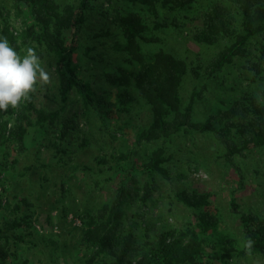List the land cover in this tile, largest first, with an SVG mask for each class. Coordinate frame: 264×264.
Segmentation results:
<instances>
[{
  "label": "rangeland",
  "instance_id": "1",
  "mask_svg": "<svg viewBox=\"0 0 264 264\" xmlns=\"http://www.w3.org/2000/svg\"><path fill=\"white\" fill-rule=\"evenodd\" d=\"M211 1L196 0L185 11L162 9L163 17L171 20L177 16L188 25L152 30L146 36L157 41H143V50L146 53L163 50L195 64L207 63L224 43L213 46L198 43L192 37L193 21L184 20L183 16H196ZM0 9V31L7 21L10 31L17 35L30 20L25 14H18L13 0H0ZM116 10L149 16L146 6L130 0H93L76 36L71 30L65 32L67 41L75 46L73 58L82 76L92 84L98 98L109 104L101 101L95 107L76 89L63 103L57 55L42 50L41 62L50 73L51 82L44 86L37 84L35 103L47 111H60L62 120L30 128L23 151L15 144L0 150V159L7 157L9 164L2 174L5 196L20 205L15 214L33 216L34 226L32 232H26L27 242L15 245L8 264H87L91 254L83 242L87 223L103 204L113 200L122 181L137 178L141 186L151 181L145 164L160 147L165 148L168 159L163 164L166 173L156 172L153 176L157 183L155 204L151 209L141 202L130 205L125 218L126 233L138 221L134 233L138 242L145 245V241L155 240L164 230L195 227L197 213L204 210L218 218L211 242L217 236L230 240L232 257L224 256L227 264H264V254L245 252L243 242L247 238L242 226L244 213L253 212L264 220V146L251 147L243 155H236L232 165L226 159L224 145L212 132L187 128L167 140L138 144L137 134L151 118L150 106L134 86L130 88L134 101L120 102L121 88L108 81V75H120L122 68L127 72L139 69L116 47L117 43H125L121 29L113 22ZM261 44L264 38L253 39L248 55L237 57L234 64L215 78H195L192 73L185 77L181 86L183 105L190 101L194 91L201 92L194 107V122L228 109L245 94L264 101V64L258 74L250 68L260 54ZM63 120L69 121L72 128L65 140L60 139ZM181 191L207 195L208 205L201 209L185 206L177 197ZM145 224L150 226L149 231ZM210 246L203 262L222 264L220 259H211L214 253ZM94 264H110V260L100 256Z\"/></svg>",
  "mask_w": 264,
  "mask_h": 264
},
{
  "label": "trees",
  "instance_id": "2",
  "mask_svg": "<svg viewBox=\"0 0 264 264\" xmlns=\"http://www.w3.org/2000/svg\"><path fill=\"white\" fill-rule=\"evenodd\" d=\"M13 1L18 14H25L30 20L17 35L10 31V25L6 21L0 37H7L18 53L32 47L40 58L44 56L43 49L57 55L63 103L67 102L71 91L76 89L95 107L101 101L104 105L109 104L98 98L92 84L82 76L73 58L75 46L65 36L67 30H71L73 36H76L93 0H74L73 3H62L60 0ZM130 1L146 6L149 16L135 11L116 10L113 22L119 26L125 39V43H117L116 47L124 52L129 63L138 64L139 69L127 72L122 68V74L108 75V81L121 88L118 95L120 102L129 104L134 101L130 92V88L134 86L150 106V121L138 132L137 143L167 140L187 128L212 132L224 145L226 159L232 165H235L236 155H243L251 147H263L264 101L245 94L236 99L228 109L219 111L204 121L194 122V107L201 92L194 91L190 101L183 105L181 86L189 73L195 78H215L234 64L237 57L248 55L251 41L258 37L264 38V0H213L196 16L189 17L185 14L184 20L193 21L191 32L195 41L210 46L224 43L213 58L207 63L199 64L163 50L146 53L142 47L143 41H157V38L146 36L154 29L188 25V22L183 23L177 16L171 20L163 17L162 9L185 11L192 8L191 5L196 0ZM256 57L257 60L251 62L250 68L258 74L264 64V44H261L260 54ZM35 101L36 94L33 92L31 99L22 102L19 108L10 106L6 112L0 111V150L15 144L23 151L25 136L30 128L62 120L60 111H47L44 107L37 106ZM63 108L62 106L61 110ZM70 125L69 121L63 120L61 140H65L69 134L72 129ZM165 153L164 147L156 149L145 164L146 172L152 176L151 181L142 186L137 178L131 182L122 181L113 200L103 204L96 216L89 220L83 235V242L91 251L87 264H94L100 256L109 258L110 264H215L202 260L208 245H211L209 248L214 253L211 255L212 260L220 259L222 264H227L224 256L228 259L232 257L229 253L230 240L217 236L211 242L212 232L217 230L218 218L204 210L197 213L198 222L195 227L179 231L164 230L155 240L145 241V245L138 242L134 233V228L139 225L138 221H134L133 230L126 233L127 208L136 202H141L146 209H151L155 204L153 194L157 183L153 176L156 172L166 173L163 164L168 157ZM8 167L7 157L0 159V264H8L10 256L15 252V245L26 243V232L30 233L34 228L33 216L15 214L20 205L5 196L7 190L3 187L5 178L2 174ZM177 197L189 208L201 209L208 205L207 195L195 191H181L177 193ZM234 206L237 211V204L234 203ZM6 210L8 212L4 213ZM140 217L143 218L144 215L141 214ZM242 226L245 237H251L255 241L252 251L264 254V220L253 212L244 213ZM145 227L149 231L150 226L145 224Z\"/></svg>",
  "mask_w": 264,
  "mask_h": 264
},
{
  "label": "clouds",
  "instance_id": "3",
  "mask_svg": "<svg viewBox=\"0 0 264 264\" xmlns=\"http://www.w3.org/2000/svg\"><path fill=\"white\" fill-rule=\"evenodd\" d=\"M50 82V73L34 48H26L21 55L10 45L7 37H0V111L6 112L10 106L19 108L22 102L31 99L38 83L44 86ZM254 244L251 237L243 242V248L249 255Z\"/></svg>",
  "mask_w": 264,
  "mask_h": 264
}]
</instances>
